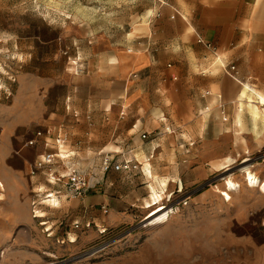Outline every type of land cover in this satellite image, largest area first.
Wrapping results in <instances>:
<instances>
[{
    "label": "rangeland",
    "instance_id": "1",
    "mask_svg": "<svg viewBox=\"0 0 264 264\" xmlns=\"http://www.w3.org/2000/svg\"><path fill=\"white\" fill-rule=\"evenodd\" d=\"M152 3L0 0V132L15 119V135L48 130L54 143L61 129L68 140L60 150L72 155L56 159L52 168L60 173L77 169L96 189L107 173L101 171L105 157L137 166L116 178L108 193L118 201L100 207L95 221L84 219L81 207L43 206L34 210L44 218L35 217L34 192L7 194L0 180V264H264V193L247 186L241 173L248 165L264 180V131L253 140L242 138L245 132L253 134L247 114L244 131L234 124L243 84L228 81L227 98L212 108L216 93L185 92L179 77L171 78V95L168 80L161 82L151 105L173 114V120L176 104L185 97L201 99L203 106L188 125L165 120L160 129L133 128L143 114L141 100L128 98L141 85L140 72L119 75L114 69L121 67L112 59L136 49L139 42L131 28L142 22V12ZM249 84L264 91V84L253 78ZM207 107L209 115L203 118L200 113ZM142 133L147 137L141 138ZM124 142L128 148L120 147ZM139 149L145 150L155 174L177 180L162 201L175 212L159 226H147L149 209L143 204L150 181L135 157ZM229 178L241 188L226 201L221 193ZM40 185L50 187L42 180ZM55 189L63 192L62 181Z\"/></svg>",
    "mask_w": 264,
    "mask_h": 264
},
{
    "label": "crops",
    "instance_id": "2",
    "mask_svg": "<svg viewBox=\"0 0 264 264\" xmlns=\"http://www.w3.org/2000/svg\"><path fill=\"white\" fill-rule=\"evenodd\" d=\"M149 9L152 10L151 14H147ZM141 19L142 22L134 28L135 30L131 28L139 42L136 49L112 59L121 67L114 69L118 70L119 75H125L129 71L140 72L141 85L132 90L128 98L129 102L137 101L138 97L141 100L143 114L137 121L139 124H134L133 128H142L143 131L149 128L160 129L165 120L173 126L188 125L197 108L203 106V100L185 97L184 102L176 104L173 120L171 118L173 114L156 104L151 105L153 95L157 96L160 91L161 82L168 80L166 89L171 95L173 88L171 78L175 80L179 77L185 92L194 89L195 93L199 94L202 91L211 96L216 93V98L215 96L212 98L215 101L212 99L210 101L209 106L212 108L227 98L228 81L252 87L249 80L253 78L264 84V0H153V3L142 12ZM213 58L215 59L212 62ZM231 66H234L233 70L230 69ZM198 83L205 85H193ZM126 90L127 84L124 92ZM170 98L172 99V96ZM112 104L114 105V103L107 105L108 110H111ZM205 110L209 111L210 108L207 107ZM219 124L220 122H217V125ZM17 125L18 121L13 119L0 132V180L7 194L22 196L27 189L32 190L35 194L32 201H42L37 204L39 210L42 211L43 206L56 209L81 207L87 221L100 220L99 208L118 201L108 192L113 190L116 178L122 173L109 171L97 182L100 191L93 188L81 199L70 202L61 195L56 205L48 204L43 197L46 192L55 190L58 182L52 183L53 176L66 175L70 169L65 167L68 172L64 174L52 168L56 160L51 166L35 168L36 161L49 150L45 148L42 138L32 146L27 145L26 141L33 137L35 130L31 134L25 132L17 136L15 135ZM220 125L222 128V123ZM250 126L253 134L245 132L242 138L251 140L256 138L251 123ZM237 128L238 131H244L245 122L243 128L238 125ZM139 139L136 138L135 143H138ZM67 140L68 137L60 148L65 146ZM120 147L128 148L127 142ZM156 147L157 145L151 146L152 159L155 157ZM144 151L139 149L135 153V157L142 165L144 161L150 163ZM142 153L145 157L139 160L137 155ZM70 155L72 153L67 154L64 159H57L62 162ZM62 165L64 166V162ZM29 172L31 175L27 176ZM41 180L45 186L50 187L41 188ZM33 186H36V190H33ZM41 192L44 193L42 199Z\"/></svg>",
    "mask_w": 264,
    "mask_h": 264
},
{
    "label": "bare ground",
    "instance_id": "3",
    "mask_svg": "<svg viewBox=\"0 0 264 264\" xmlns=\"http://www.w3.org/2000/svg\"><path fill=\"white\" fill-rule=\"evenodd\" d=\"M148 14L152 13V10L149 9L147 11ZM219 59V58H218ZM237 112L234 118V124L243 128L244 126V115L247 114L248 121L254 128V132L256 136H260L262 131H264V107L260 108L259 104L264 106V92L258 91L247 84H243L237 93ZM201 114L203 118L208 116V111H202ZM206 121V120H205ZM203 124V123H202ZM243 130V129H242ZM252 130V129H251ZM155 145V144H154ZM136 155V154H135ZM139 160L144 158L145 155L142 153L141 155H137ZM143 174L150 181L149 184V197L144 200L143 208L149 209L146 220L149 221L147 226H159L161 224H165L168 222L170 217L175 212L174 207L165 206L164 195L167 192V189L170 183H176L177 180L169 177H158L156 174L152 172L151 162L148 161L143 162ZM68 172L67 169H63L61 173ZM241 173L243 174L244 181L246 185L252 188H258V190L264 193V180H261L248 165L241 167ZM67 174V173H66ZM51 175V174H50ZM53 175V174H52ZM62 175V174H61ZM56 176V175H55ZM225 189L222 190V196L224 200H231V193L239 191L241 188V184L235 182L233 180L226 179ZM1 187V184H0ZM3 193L0 191V200L2 199ZM45 201L48 204L56 205L57 199L53 197V199L47 198ZM47 204V203H46ZM37 217H44V213L41 211H37ZM42 224H46L44 221ZM75 239L71 236L69 242H74ZM1 251V250H0Z\"/></svg>",
    "mask_w": 264,
    "mask_h": 264
},
{
    "label": "built area",
    "instance_id": "4",
    "mask_svg": "<svg viewBox=\"0 0 264 264\" xmlns=\"http://www.w3.org/2000/svg\"><path fill=\"white\" fill-rule=\"evenodd\" d=\"M230 69L233 70L234 66H231ZM224 120H226V118H224ZM49 136H50V132L48 130L44 131L39 129V130H35L33 133V137L26 141L27 145L32 146L36 143L38 139L42 138L45 148L49 150L44 152L40 156V158L36 161L35 168L37 169H41L44 166H51L57 158L64 159L67 157V154H64L65 152H62L60 150V146H62V144L66 140L67 137L66 133L63 132L61 129H58L54 137L55 140L54 143L50 141ZM146 137H147L146 133L141 134V138H146ZM54 145H56V147ZM133 169H137V166L133 164L131 160L124 159L119 161V160H114L113 157H105L102 161V167H101L102 173L108 172L110 170L115 172H129ZM53 180L54 182L52 183L54 184L55 182L62 181L64 190L63 192L60 189L48 191L44 195L45 196L43 198L44 200L47 198L53 199V197L58 199L61 195H64L66 198L78 200L81 199L84 195H86L91 189H93L96 184V183L91 184L90 180L87 179L83 174H81V172L77 169H70L66 175H62V176L58 175L56 177L53 176ZM41 202L42 201L40 202H36L35 200L32 201L33 213L35 217L37 213L35 212L34 209L37 208V210H39L37 204ZM104 212L106 213L107 210L105 209ZM89 225L90 223L87 222L86 227H89ZM77 226L78 223H75V227ZM102 231L105 230L103 229Z\"/></svg>",
    "mask_w": 264,
    "mask_h": 264
}]
</instances>
